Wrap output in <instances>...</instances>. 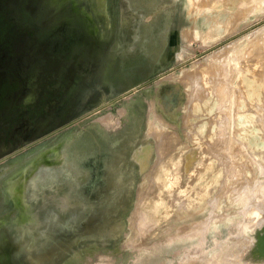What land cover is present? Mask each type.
Returning <instances> with one entry per match:
<instances>
[{"label": "rangeland", "instance_id": "374dc122", "mask_svg": "<svg viewBox=\"0 0 264 264\" xmlns=\"http://www.w3.org/2000/svg\"><path fill=\"white\" fill-rule=\"evenodd\" d=\"M198 1L0 0V264H264V0Z\"/></svg>", "mask_w": 264, "mask_h": 264}, {"label": "bare ground", "instance_id": "6f19581e", "mask_svg": "<svg viewBox=\"0 0 264 264\" xmlns=\"http://www.w3.org/2000/svg\"><path fill=\"white\" fill-rule=\"evenodd\" d=\"M191 1V0H190ZM222 1H224L223 3H224V5H230L228 2H226L225 0H222ZM197 2L199 3L200 1H198L197 0ZM204 2V4H205V6L206 7H210L209 5H215L216 4V2L219 4V2H218V0H204L203 1ZM257 2H259V3H262L263 2V0H237V2H235L234 4H232L231 6L232 7H234L233 9H231V10H229V9H227V11L225 12V13H223V15H225L226 16V18H225V24H230V22H232L233 21V18H238L239 17V15L240 14H244L245 12L246 13H248L249 14V12H250V10H254L255 8H256V3ZM201 3V2H200ZM223 3H222V5H223ZM201 5H202V3H201ZM208 5V6H207ZM203 6V5H202ZM202 8H204V7H202ZM225 9V8H224ZM223 9V10H224ZM222 10V11H223ZM233 10V11H232ZM217 11V10H216ZM224 24V25H225ZM226 27H227V25H226ZM261 44H262V42H261ZM261 44H259V45H261ZM263 45V44H262ZM243 53V60H241L242 61V63H241V67H242V69L240 70V68L241 67H239V70L241 71V72H245V73H247L248 74V76H249V79L251 80V79H254L255 80V78H253L254 76L255 77H257L256 75H255V72L254 71H257V72H264V46H262L261 48H258V47H256V48H251V47H249V49L247 48V51H246V53H245V51L244 52H242ZM245 53V54H244ZM263 68V69H262ZM257 69H259V71L257 70ZM260 69H262L263 71H261ZM204 71V70H203ZM210 71V70H209ZM209 71H207V73L205 72V75L206 74H208V72ZM211 71L214 73L213 75H217V71L216 70H212L211 69ZM239 71V72H240ZM240 72V73H241ZM251 72L254 74V76H253V74H251ZM256 72V73H257ZM199 73V72H198ZM201 73V72H200ZM260 73H258L257 75L258 76H260ZM262 73H261V77L263 78V80H264V74L262 75ZM202 74V73H201ZM209 75H211L210 73L207 75L208 77H209ZM213 75H211V78H212V76ZM207 76H205V79L207 80ZM196 77V76H195ZM204 76L202 75V77H200V78H203ZM214 77V76H213ZM261 78V79H262ZM204 79V78H203ZM257 79H258V77H257ZM260 79V78H259ZM205 80V81H206ZM210 80V79H209ZM212 80V79H211ZM214 80V79H213ZM216 80V79H215ZM262 80V81H263ZM219 81H220V79L217 81L218 83H219ZM256 81H258V80H256ZM261 81V82H262ZM207 82V81H206ZM216 82V84H218ZM220 85V84H219ZM201 91V90H200ZM199 91V92H200ZM239 97V96H238ZM240 98V97H239ZM215 149V148H214ZM217 149V148H216ZM212 150H213V148H212ZM212 152H216V150L215 151H212ZM191 159L192 158H190V159H185L184 160V162H183V165H182V167H183V169H189V163L188 162H191ZM169 171H168V173L166 174L167 176H169V177H167V179L168 180H170V181H168L166 184H167V186L171 183H174V182H178L179 180L181 181V183H182V185H183V187L186 185V184H188L187 182V180H184L188 175H185L181 170H180V165H179V162H177V161H175V160H169ZM209 168V167H208ZM205 169H207V167H205ZM166 173V172H165ZM204 173L206 174V170H200L199 172H197L195 175H194V177H195V179L196 180H199V182H200V184H206V181L204 182V181H202L201 180V178L204 176ZM194 179V180H195ZM171 181H174V182H171ZM207 185H208V183H207ZM169 187V186H168ZM198 192V191H197ZM205 193H208V190H207V188L205 187L204 189H202L201 191H200V193L198 192L197 194H195V195H198V196H196V199H197V203H200L202 200H203V196L205 195ZM188 198V197H187ZM190 199V198H189ZM157 204H159V203H156V205ZM160 204H162V203H160ZM160 204L158 205L159 207H160ZM263 204V203H262ZM154 206H155V204H154ZM262 207V206H261ZM157 208V207H156ZM230 264H232L231 262H230Z\"/></svg>", "mask_w": 264, "mask_h": 264}]
</instances>
